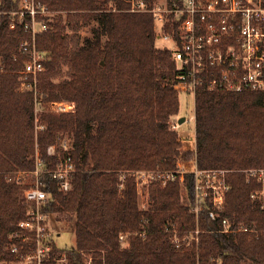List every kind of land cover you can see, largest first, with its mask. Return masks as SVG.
I'll list each match as a JSON object with an SVG mask.
<instances>
[{"label": "trees", "instance_id": "obj_1", "mask_svg": "<svg viewBox=\"0 0 264 264\" xmlns=\"http://www.w3.org/2000/svg\"><path fill=\"white\" fill-rule=\"evenodd\" d=\"M38 1L50 16L39 18L48 28L35 38L46 57L37 100L21 91L19 82L28 61L19 46L31 42L32 34L18 17L14 29L9 15L0 22V264L15 261L7 250L10 236L33 208L24 190L34 183L37 153L46 170L67 156L76 168L66 193L48 174L41 177L48 194L42 211L71 214L75 221L74 246L53 245L51 259L65 257L67 264H264V178L251 173L264 170V92L200 90L195 151L182 150L170 124L180 105L175 64L168 50L156 48L152 15L131 13L130 0ZM21 2L0 0L1 10L17 12ZM93 21L99 24L93 38L82 39L81 26ZM63 66L68 76L57 82ZM62 102L74 103L75 110H52V104ZM51 146L54 156L48 155ZM187 160L200 170L228 173L224 209L216 211L215 219L208 202L198 214L192 212L182 202L177 180L150 184L143 210L133 173L175 172L178 162ZM20 173L25 184L9 181ZM183 186L194 202L193 175H185Z\"/></svg>", "mask_w": 264, "mask_h": 264}, {"label": "built area", "instance_id": "obj_2", "mask_svg": "<svg viewBox=\"0 0 264 264\" xmlns=\"http://www.w3.org/2000/svg\"><path fill=\"white\" fill-rule=\"evenodd\" d=\"M129 11L152 15L156 37L169 44L165 49L175 64V83L179 93L195 100L200 90L236 94L264 92V0H154L153 4L144 0H130ZM4 15L10 16L11 29L15 28L18 17L17 21L32 34L31 42L24 41L19 46L21 54L28 59L20 72L19 82L21 91L33 93L37 100L38 79L46 69V57L37 49L35 38L48 28L39 18H47L50 13L38 0H22L17 12L6 13L0 6V22ZM26 18L29 22L24 23ZM51 107L56 113L75 110L74 103L69 102L54 103ZM178 126L174 125L172 129ZM42 129L36 119V131ZM64 150H68V146H64ZM55 154V147H49L48 155ZM178 169L175 172L138 171L133 175L139 192L141 185L154 182L166 185L169 181H184L186 174L193 175L194 201L200 200L202 205L210 203L214 211L209 215L215 219L216 211L224 209L226 194L230 189L228 173L200 170L196 164L189 172ZM75 171L71 156L61 160L55 169L46 170L39 154H36L35 170L31 173L34 183L24 190V198L33 208L10 236L7 250L15 255V261L10 264H67L65 257L51 259L54 244L50 235V216L42 211L47 204L48 194L43 189L41 177L48 174L66 193L71 189ZM251 173L258 174L263 182L264 170ZM23 177L20 173L14 179L9 178V181L23 185ZM222 223L225 232H228V222L225 220ZM123 240L125 237L120 236V242ZM173 242L179 243L175 233ZM8 263L3 261L1 264Z\"/></svg>", "mask_w": 264, "mask_h": 264}, {"label": "rangeland", "instance_id": "obj_3", "mask_svg": "<svg viewBox=\"0 0 264 264\" xmlns=\"http://www.w3.org/2000/svg\"><path fill=\"white\" fill-rule=\"evenodd\" d=\"M99 28V24L96 21H93L89 24L82 25L80 28V35L82 39H92L94 36V31ZM169 44L164 42L161 38H156V48L164 50L166 47H168ZM68 76V68L66 66H63L60 71V76L56 80L61 81L64 78H67ZM179 96V112L177 115L173 116L170 120L171 128L174 125H178V121L180 118L185 117L186 121L183 125L178 126L177 129H174L181 140V148L182 150H187L190 152L195 151V119H194V113H195V100L193 97L186 95L182 92L178 93ZM180 165L179 171L181 172H189L193 169L195 162L194 160H187L178 162ZM185 174V173H183ZM180 176V175H179ZM227 176V175H226ZM228 178V177H227ZM181 184V196H182V202L190 208L192 212L200 211V206L203 204L200 200H195L192 202L189 198V195L187 191L185 190L183 186L184 181L178 180ZM26 182H24L25 184ZM31 185V184H30ZM148 188L149 185H141L140 189V203L141 208L143 210L146 208V204L148 201ZM261 196L262 193L258 192ZM257 193V194H258ZM227 195V194H226ZM226 204V200H225ZM203 206V205H202ZM199 207V208H198ZM225 207V205H224ZM49 227H50V235L52 243L60 249H69L74 246L75 244V221L74 217L71 214H54L50 216L49 220ZM123 246L126 245V240L121 242ZM86 260H88V257H85Z\"/></svg>", "mask_w": 264, "mask_h": 264}, {"label": "water", "instance_id": "obj_4", "mask_svg": "<svg viewBox=\"0 0 264 264\" xmlns=\"http://www.w3.org/2000/svg\"><path fill=\"white\" fill-rule=\"evenodd\" d=\"M185 121H186L185 117L180 118L179 121H178V125L179 126L183 125Z\"/></svg>", "mask_w": 264, "mask_h": 264}]
</instances>
